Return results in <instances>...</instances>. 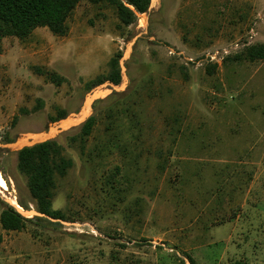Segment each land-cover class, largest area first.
Listing matches in <instances>:
<instances>
[{
    "label": "rangeland",
    "instance_id": "1",
    "mask_svg": "<svg viewBox=\"0 0 264 264\" xmlns=\"http://www.w3.org/2000/svg\"><path fill=\"white\" fill-rule=\"evenodd\" d=\"M67 25L0 42V215L14 197L39 213L5 147L107 91L84 149L82 125L55 139L74 162L53 198L67 220L0 223V264H264V59H220L264 45V0H155L128 28L111 6L81 2ZM112 58L119 85L105 80Z\"/></svg>",
    "mask_w": 264,
    "mask_h": 264
},
{
    "label": "trees",
    "instance_id": "2",
    "mask_svg": "<svg viewBox=\"0 0 264 264\" xmlns=\"http://www.w3.org/2000/svg\"><path fill=\"white\" fill-rule=\"evenodd\" d=\"M81 2H89L97 5L105 3L111 6L119 19L120 27L128 28L135 24L140 14L147 13L152 0H0V42L5 38L16 37L26 39L37 28H47L56 36L64 37L68 33L67 21ZM264 59V45H251L235 56H228L226 60L234 62H255ZM111 72L105 80L119 85L122 82V69L120 59L112 58L110 61ZM216 65L211 66L212 74ZM40 74L43 70L37 68ZM52 83L60 86L65 79L55 72H46ZM102 83L98 78L89 84L93 87ZM66 118V112L60 111L56 121ZM18 117L13 120L16 123ZM96 125V118L89 117L81 126V132L73 141L81 142L84 149L85 143L92 135ZM74 166L72 159L66 157L63 147L56 141L50 140L26 147L18 152V170L27 178V186L32 198L37 204L38 212L48 218L66 221V215L53 208L54 193L57 188L58 178L68 175ZM24 209L25 204L19 203ZM45 217L25 218L14 207L3 208L0 215V223L5 231L20 232L28 223L39 225L42 221H49ZM191 264L194 260L189 257ZM230 264H245L242 260L232 261Z\"/></svg>",
    "mask_w": 264,
    "mask_h": 264
},
{
    "label": "water",
    "instance_id": "3",
    "mask_svg": "<svg viewBox=\"0 0 264 264\" xmlns=\"http://www.w3.org/2000/svg\"><path fill=\"white\" fill-rule=\"evenodd\" d=\"M153 2H154V0H152L149 10L152 9ZM123 73H125V72H123ZM120 89H121V87L116 88L115 90H120ZM106 92L107 91H105V87L98 88L93 93H91L90 96L88 97V99H87L88 104L85 105L81 114H79L77 116L69 117V118H67L61 122H58L57 124L52 125V126H48L47 127V130H48L47 133H43L39 136L22 137L18 141H16L14 144L8 145L5 148L7 150H10V151L15 150V151L19 152L20 150H22L26 147H32V146H35L37 144L44 143L46 141L55 140L59 134L66 132L72 128H75V127L85 123V121L87 120V118L90 115L92 104L97 99L101 98L103 94L105 95ZM98 93H102V94L99 97H96V95H98ZM18 142H21L20 144H22V147L17 146ZM21 215L24 216L25 218H33V219L37 216L48 218L45 214H41V213L36 214L34 212L33 213L24 212ZM52 220H54V219H52Z\"/></svg>",
    "mask_w": 264,
    "mask_h": 264
},
{
    "label": "built area",
    "instance_id": "4",
    "mask_svg": "<svg viewBox=\"0 0 264 264\" xmlns=\"http://www.w3.org/2000/svg\"><path fill=\"white\" fill-rule=\"evenodd\" d=\"M237 46V44H236ZM225 53L220 59L224 60L226 57H228L230 52L228 50H223ZM218 55H220L219 51L214 52H207L204 54L203 59L208 60L209 62H215L218 61ZM193 62V60H191Z\"/></svg>",
    "mask_w": 264,
    "mask_h": 264
},
{
    "label": "bare ground",
    "instance_id": "5",
    "mask_svg": "<svg viewBox=\"0 0 264 264\" xmlns=\"http://www.w3.org/2000/svg\"><path fill=\"white\" fill-rule=\"evenodd\" d=\"M155 2V0H154ZM21 142H18L17 146L18 147H22V144H20ZM6 188V183L5 181L0 177V190H3ZM10 203L21 213H24V209H22V207L18 204L17 200L15 199V197L13 199L10 200ZM33 213V212H31Z\"/></svg>",
    "mask_w": 264,
    "mask_h": 264
}]
</instances>
